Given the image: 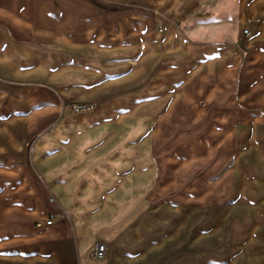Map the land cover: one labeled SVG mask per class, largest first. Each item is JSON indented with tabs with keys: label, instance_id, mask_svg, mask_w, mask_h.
<instances>
[{
	"label": "crops",
	"instance_id": "crops-1",
	"mask_svg": "<svg viewBox=\"0 0 264 264\" xmlns=\"http://www.w3.org/2000/svg\"><path fill=\"white\" fill-rule=\"evenodd\" d=\"M134 1L152 4L157 0ZM208 1L167 0L164 8L173 20ZM116 8L95 0H0V181L11 175L9 169L24 171L16 193L4 197L11 193L7 190L1 195L0 218L9 215L21 226L15 234L9 233L14 239L8 240V251L0 253V264H150L180 251L173 264H205L231 251L236 254L229 264H264V127L259 126L264 123V0L239 3L237 26L247 25L249 33L255 34L245 41L248 57L243 68H239L238 53L233 49L205 47V53L194 55L218 54L189 75L181 96L167 100V110L157 123L197 124L204 114L201 122L214 126L199 137L179 136L166 150V178L160 185L171 198L158 212L163 217L152 216L150 222L145 207L130 212L128 206L131 201H141L153 181L154 166L149 164L152 168L144 174L146 178L139 175L148 165L141 164L140 158L133 160L127 148L112 150V140L124 138L122 134L118 139L113 136V129L96 142L95 131L87 135L80 131L78 125L99 129L100 124H111L105 118L106 106L86 113L72 109L65 113L64 94L48 86L75 72L62 63L52 65L69 42L79 47L81 41L94 42L101 37L155 36L151 14L133 16L127 8ZM175 33L166 23L158 41L170 44ZM171 48L165 53L170 55ZM84 70L88 72V68ZM78 87L91 92L68 90L66 97L73 103L102 99L88 81ZM203 101L206 108L199 107ZM247 105L263 108V112L245 110ZM209 107L217 109L209 111ZM235 123L250 130L234 129ZM50 126L53 129L47 130ZM241 130L248 133L240 136ZM196 149L201 158L177 162L181 155ZM231 152L236 153L233 168L213 185L207 184V175ZM25 171H38L44 182L31 185ZM127 171L133 174H125ZM115 187L117 191L112 190ZM228 200L231 203L220 208ZM180 204H187V214L176 219ZM197 211L215 218L216 234L203 236L202 246L190 250L196 224L214 223L211 217L197 219ZM228 219L230 225L223 224ZM50 220L53 222L48 225ZM166 229L169 235L160 243L150 241ZM243 235L245 238L233 243ZM229 239H233L232 245ZM101 242L107 246L106 255L95 259L92 251Z\"/></svg>",
	"mask_w": 264,
	"mask_h": 264
},
{
	"label": "rangeland",
	"instance_id": "rangeland-1",
	"mask_svg": "<svg viewBox=\"0 0 264 264\" xmlns=\"http://www.w3.org/2000/svg\"><path fill=\"white\" fill-rule=\"evenodd\" d=\"M95 1H98L103 6H108V8L122 6L127 8L133 16L140 12L151 14L155 21V36L150 38L101 37L95 40L92 39L94 42H91V40L81 41L80 43H77L79 47H75V43L69 42L65 44L66 46L64 45L65 47L63 50H60L63 53L53 60L52 65L55 63H62L65 66V69H67L68 66L71 71L74 69L75 72L65 75L63 77L64 82L62 80L50 82L48 86L52 87L53 90L64 94L65 102L63 110L65 113L71 109V103H73L72 100L66 97L68 90L73 92H91V89L78 87L83 80L88 81L89 85L93 84V92L98 90L97 93L102 96V99H100V101L93 100L86 102L91 108L87 111L78 113L91 112L99 105H104L107 109L105 118L110 121L111 124H100L101 128L99 129L96 128V125H78L79 129L80 131H85V135L89 132L91 133L95 131V142L100 138L103 139L104 134L109 131V128L111 131L113 129V136L118 139L122 134L125 139L122 138L120 141L113 139L111 142L112 150L116 148H127L128 153H132L133 160L140 158L139 162L141 164L148 165L143 171H139V175L143 176L151 170L152 167H150L149 164L154 166L152 170V173L154 174L153 181L151 182L150 187L145 190V193L142 194L141 201H131L128 206L130 207V212L136 211L139 207H145L146 210H149L147 218L150 222L152 221L150 219L152 216L158 215L159 217H163V214L158 212L166 206V203L169 202L171 198L170 193L166 191V187L160 185L161 181L166 178V170L163 168V163L166 162L165 160L167 159L166 150L172 147V145L178 140L179 136H192L197 134V137H199L200 134H207L209 132L208 130L214 126L203 124L201 122L205 120L204 114L198 118L202 120H198L197 124L157 123V120L161 118L167 110V100H171L177 95L181 96L184 93L183 85L184 83H187L189 75L199 67L203 66L204 63L210 61L211 59L209 58L218 54L217 52H208L209 54L207 57L201 56L205 53V47H227L228 49H233V53H238L239 68H243L248 57L246 52L248 45H245V41L251 37L253 38L255 34L252 30L251 33H249L250 28L247 25L237 26V21L240 15L239 3L241 0H209L207 3L201 5L199 9L185 11L183 15L173 20L170 19L167 10L164 8V4L168 3L167 0H157L152 4L140 3L134 0ZM166 23H170V25L173 26L176 32L175 35H177L172 38L173 41H171L170 44L158 41L159 35H162L164 32ZM185 40H187V42ZM168 47H172L171 50H169L171 52L170 55L165 53L166 48ZM196 47L199 48L197 49ZM225 52L229 53V50H226ZM231 52L229 54H232ZM194 54L201 55L196 57ZM51 62L49 64H51ZM85 67L88 68V72L84 70ZM78 81L81 82L79 83ZM62 82L63 85L60 84ZM50 104L51 103L49 102L47 105ZM247 106L249 107V105ZM199 107L206 108V102H201ZM248 107L245 108V110H253L255 114L263 112V108ZM216 109L209 107L207 110L215 111ZM120 117L121 119H119ZM137 118H142L143 120H136ZM120 120L125 123L123 126L120 124H114L118 123ZM78 126L76 125V127ZM259 126L263 128L264 123L259 124ZM102 127H106V129H102ZM236 127H240V129L249 128L250 130L249 126L246 125L243 127L242 124L239 123H235L234 129ZM52 129L53 128L50 126L47 130ZM91 129H93V131ZM225 132L227 133L228 129H225ZM244 132V130H241L239 135H244ZM200 139L201 138L197 140L198 144ZM188 141L192 142L191 139ZM245 142L243 143L245 144ZM140 150L141 155L135 157V153ZM187 158H192L193 160L201 158V151L196 149L193 150L191 154L188 153L181 155L177 162H182ZM235 162L236 153L231 152L216 170L207 175V184L213 185L217 180L223 177L228 170L233 168ZM7 172L11 175H5L0 181V199L2 198L1 195L7 190L11 193L4 197L13 196L16 193L15 188L18 186L22 175H24L23 169L14 170L13 168L9 169ZM125 174H133V171H127ZM26 175L29 180L33 181L32 183L30 182L31 185L39 184V181L44 182L43 177L38 171L26 172ZM144 176L146 178V175ZM197 176H199V173L194 177ZM117 179H119V177H117ZM46 186V189L49 192L48 197L51 202H54V195L52 194L50 187H48V184H46ZM112 190L117 191L118 188L115 187ZM39 193L40 189H38V194ZM230 203L231 201L228 200L221 205L220 208H226ZM7 205L12 206V208L15 209V205L11 203ZM178 208V212L175 216L176 219L187 214V204H180L178 205ZM194 211L196 214V210ZM128 212L124 214L128 216ZM197 212V216H200L196 217L197 219L201 217H211L201 211ZM213 219L214 223L210 222L208 224H203L202 226L199 225L200 223L196 224L193 233H191V244L193 246L190 250L198 249L199 246H202L201 238L203 236H207L211 233H213V235L216 234L214 227L216 226V220L215 218ZM226 222L230 225L231 219H228L227 221L224 220L223 224H227ZM154 225L156 224L154 223ZM20 226L21 223L17 220H13L9 215L8 217L0 218V253L8 251V240L14 239V235L10 237L9 233L15 234L13 231H16ZM197 232L200 233L197 234ZM168 235L169 232L166 229L161 236L155 237L154 235L151 237L150 241L153 242V244H157L161 242L162 238L167 237ZM230 238H232V236H230ZM243 238H245V235L235 237L234 242L233 239H229L228 243L232 245ZM235 250H238V248H235ZM181 252L182 251L174 253L172 258L171 253H169L168 256L164 258L161 257V259L158 258L150 264L177 263L178 260H175L177 257L175 255L178 253L180 255L182 254ZM235 254L236 252L231 251L222 256L221 259H215L216 261L206 259L207 262H205V264H208L210 261H212L210 262L211 264H223L224 262L225 264H229Z\"/></svg>",
	"mask_w": 264,
	"mask_h": 264
},
{
	"label": "built area",
	"instance_id": "built-area-1",
	"mask_svg": "<svg viewBox=\"0 0 264 264\" xmlns=\"http://www.w3.org/2000/svg\"><path fill=\"white\" fill-rule=\"evenodd\" d=\"M91 107L86 103H71V109L74 112H83L89 110ZM53 220L47 221V224H52ZM107 252V246L105 243H98L92 251V255L95 259H100L105 257Z\"/></svg>",
	"mask_w": 264,
	"mask_h": 264
}]
</instances>
